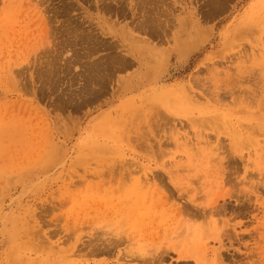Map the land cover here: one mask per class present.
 <instances>
[{"label":"rangeland","instance_id":"374dc122","mask_svg":"<svg viewBox=\"0 0 264 264\" xmlns=\"http://www.w3.org/2000/svg\"><path fill=\"white\" fill-rule=\"evenodd\" d=\"M0 264H264V0H0Z\"/></svg>","mask_w":264,"mask_h":264},{"label":"bare ground","instance_id":"6f19581e","mask_svg":"<svg viewBox=\"0 0 264 264\" xmlns=\"http://www.w3.org/2000/svg\"><path fill=\"white\" fill-rule=\"evenodd\" d=\"M109 1L110 2H114L115 0H109ZM104 8H105L104 11L107 12V13H112L113 12V14H114L115 11H116L110 5L104 6ZM153 19L154 18L149 13H146L145 17H142L141 21L139 22L138 27L140 29L145 30L146 32H149L150 34L159 33L156 36L157 37H160L163 34L160 33L159 29L152 30L151 27H150V25L153 22ZM68 35H72L73 36L72 38H75V36H76V34L74 33V30L73 29H72V31L69 30ZM119 63H120V65H119L118 69L123 68V64L126 65V66L129 65V63L125 59H123L121 57H116V58H112L111 60H109V62H108L107 65H104V66L103 65L102 66H95V67L93 66L91 68V70L94 71V72H96V70H101L102 72H105L106 70L110 71V70H112V68H117V66H118ZM101 79L102 78H100L98 80H101Z\"/></svg>","mask_w":264,"mask_h":264}]
</instances>
